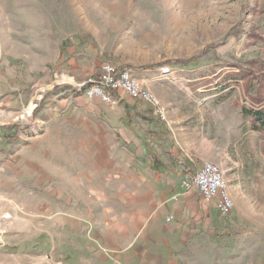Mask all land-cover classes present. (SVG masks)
<instances>
[{
	"label": "rangeland",
	"instance_id": "obj_1",
	"mask_svg": "<svg viewBox=\"0 0 264 264\" xmlns=\"http://www.w3.org/2000/svg\"><path fill=\"white\" fill-rule=\"evenodd\" d=\"M106 64L162 82L143 87L165 118L126 94L76 97ZM258 90L264 0H0V264L166 257L156 208L196 159L222 168L235 208L218 238L188 239L193 263L264 264V132L243 115Z\"/></svg>",
	"mask_w": 264,
	"mask_h": 264
},
{
	"label": "crops",
	"instance_id": "obj_2",
	"mask_svg": "<svg viewBox=\"0 0 264 264\" xmlns=\"http://www.w3.org/2000/svg\"><path fill=\"white\" fill-rule=\"evenodd\" d=\"M145 73L147 72L142 71L139 74H135L134 72V75L143 82L144 86L149 84V88L161 97L162 86L160 83L162 82H158L153 77L147 78ZM80 91H83L85 94L84 88L80 89ZM77 92V90H74V95L79 97L76 95ZM168 117L171 126L173 125V130H180L185 113L179 110V108H170ZM169 121H167V126L170 124ZM156 124L161 123L156 122L154 127H156ZM180 156H187V154L182 153ZM202 165L203 161L201 163L200 160L196 159L195 165H191L189 171H186V173H196ZM159 202L156 208V211H158L157 217L159 218L157 219L159 220L158 224H163V226L158 229H164L162 233L164 232V236L169 239L168 241L173 239L177 245H173L171 252L168 251L166 257L162 255L150 257L147 264H194L193 261H195V257L197 256L196 254H191L192 251L189 245L191 242L188 239L194 238L193 241L197 240L198 242L200 237L201 239H205L207 236L217 237L220 227L219 218L222 215L213 203H205L197 190L186 192L181 198H177V200L165 198L159 200ZM170 218L172 219L169 220ZM194 252L199 253L198 249L193 250Z\"/></svg>",
	"mask_w": 264,
	"mask_h": 264
},
{
	"label": "built area",
	"instance_id": "obj_3",
	"mask_svg": "<svg viewBox=\"0 0 264 264\" xmlns=\"http://www.w3.org/2000/svg\"><path fill=\"white\" fill-rule=\"evenodd\" d=\"M159 71L164 78L172 76L170 68L165 70L162 68ZM84 89H87L85 95L88 98L99 99L110 106L118 104L117 93L126 94L132 99H139L148 103L165 118V108L160 99L151 90L144 89L142 81L134 75V71L131 69L122 70L106 64L103 66L100 76ZM182 184L187 192L193 189L197 190L204 202L213 203L222 216H228L233 212L235 203L225 180L224 172L219 165L214 163L203 164L196 173L186 174Z\"/></svg>",
	"mask_w": 264,
	"mask_h": 264
},
{
	"label": "trees",
	"instance_id": "obj_4",
	"mask_svg": "<svg viewBox=\"0 0 264 264\" xmlns=\"http://www.w3.org/2000/svg\"><path fill=\"white\" fill-rule=\"evenodd\" d=\"M259 2L255 3V5L251 8V11L254 15L257 14V12L261 9ZM173 66L176 65V63L172 64ZM254 80V78H251ZM262 87V86H260ZM83 91H78L76 95L81 96L83 95ZM251 102H252V107L245 109L243 111L244 117L248 118L251 121V127L255 131L259 132H264V97L261 95V90L255 91L253 96L251 97ZM150 109H152L150 107ZM155 114V111L152 110L151 114ZM158 116H156L157 119ZM157 121L160 123L161 119L158 117ZM16 127L14 128H8L6 129L7 131L9 130H15ZM186 172V171H185Z\"/></svg>",
	"mask_w": 264,
	"mask_h": 264
},
{
	"label": "bare ground",
	"instance_id": "obj_5",
	"mask_svg": "<svg viewBox=\"0 0 264 264\" xmlns=\"http://www.w3.org/2000/svg\"><path fill=\"white\" fill-rule=\"evenodd\" d=\"M164 70L166 69V68H163Z\"/></svg>",
	"mask_w": 264,
	"mask_h": 264
}]
</instances>
